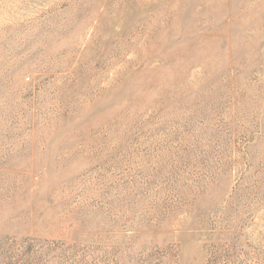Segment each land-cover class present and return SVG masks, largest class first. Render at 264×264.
I'll use <instances>...</instances> for the list:
<instances>
[{
	"label": "rangeland",
	"instance_id": "374dc122",
	"mask_svg": "<svg viewBox=\"0 0 264 264\" xmlns=\"http://www.w3.org/2000/svg\"><path fill=\"white\" fill-rule=\"evenodd\" d=\"M0 264H264V0H0Z\"/></svg>",
	"mask_w": 264,
	"mask_h": 264
}]
</instances>
